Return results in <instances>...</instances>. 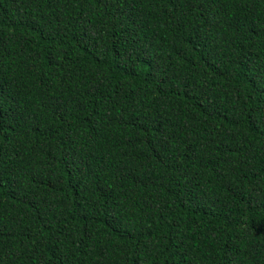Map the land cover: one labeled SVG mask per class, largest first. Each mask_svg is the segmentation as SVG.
<instances>
[{
  "label": "trees",
  "instance_id": "16d2710c",
  "mask_svg": "<svg viewBox=\"0 0 264 264\" xmlns=\"http://www.w3.org/2000/svg\"><path fill=\"white\" fill-rule=\"evenodd\" d=\"M0 264H264V0H0Z\"/></svg>",
  "mask_w": 264,
  "mask_h": 264
}]
</instances>
